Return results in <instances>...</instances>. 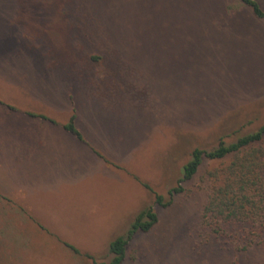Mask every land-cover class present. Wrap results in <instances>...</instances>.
I'll return each mask as SVG.
<instances>
[{
	"label": "rangeland",
	"instance_id": "obj_1",
	"mask_svg": "<svg viewBox=\"0 0 264 264\" xmlns=\"http://www.w3.org/2000/svg\"><path fill=\"white\" fill-rule=\"evenodd\" d=\"M229 1L0 0V96L62 115L64 89L113 83L125 88L130 113L135 89L157 109L144 125L88 111L111 138L110 152L151 189L100 175L35 191L30 213L0 198V264L109 263L110 242L151 205L158 222L135 235L122 264H264V244L242 249L248 228L218 237L204 217L232 156L204 158L184 191L169 195L194 149L234 142L264 123V18Z\"/></svg>",
	"mask_w": 264,
	"mask_h": 264
},
{
	"label": "crops",
	"instance_id": "obj_2",
	"mask_svg": "<svg viewBox=\"0 0 264 264\" xmlns=\"http://www.w3.org/2000/svg\"><path fill=\"white\" fill-rule=\"evenodd\" d=\"M228 3H231L230 7H245L250 17L257 18L252 8L242 0ZM124 89L113 83L66 88L64 100L60 102L62 115L47 108L21 107L15 101L0 96L1 203L19 205L30 213L27 198L35 191L50 192L78 179L96 181L102 178L100 175L135 180L146 191L148 188L144 183L150 184V180L133 170L124 158L110 152L107 141L111 138L104 130H98V123L88 113L93 110L103 117L101 110L104 109L117 113L124 120H129L131 115L134 121L144 125L145 113L157 112V109H152L151 102L139 89H135V110L130 113L122 104V100L127 98ZM83 95H90L93 100L83 101ZM72 115H75L74 128L78 133L66 127Z\"/></svg>",
	"mask_w": 264,
	"mask_h": 264
},
{
	"label": "trees",
	"instance_id": "obj_3",
	"mask_svg": "<svg viewBox=\"0 0 264 264\" xmlns=\"http://www.w3.org/2000/svg\"><path fill=\"white\" fill-rule=\"evenodd\" d=\"M242 1L252 8L257 17L264 18V10L257 0ZM74 121L75 115H72L66 127L78 133L74 128ZM229 156L233 160L224 170L222 182L212 190L204 209V217L218 237L230 230L235 234L231 239L240 238L241 235L235 231L236 227L243 225L248 228L250 232L244 235L248 240L242 246L243 250H247L254 244H264V123L256 131L240 136L234 142L226 143L221 140L212 149H194L191 159L184 165L182 178L177 186L169 190V195L172 199L184 191L181 183L194 178L204 158L222 160ZM144 185L151 189L148 184ZM154 195L155 203L164 204L163 195L157 192ZM158 219L153 205L142 209L127 232L110 242L111 261L99 263L94 260L93 264H122L129 242L138 232H149ZM65 244L76 253L80 252L74 245L67 242ZM89 257L92 258L91 255Z\"/></svg>",
	"mask_w": 264,
	"mask_h": 264
}]
</instances>
